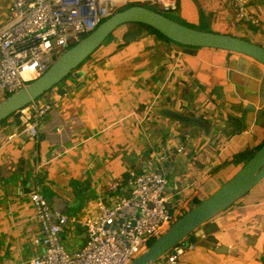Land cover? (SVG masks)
<instances>
[{"label": "crops", "instance_id": "crops-1", "mask_svg": "<svg viewBox=\"0 0 264 264\" xmlns=\"http://www.w3.org/2000/svg\"><path fill=\"white\" fill-rule=\"evenodd\" d=\"M231 1L175 0L174 8L179 3L177 12L183 20L197 22L204 15L213 17L220 21L215 33L238 37L244 31L249 41L264 47L263 0L250 4L255 24L238 20ZM9 10L10 0H0V26ZM131 29L130 25L120 27L111 42L100 46L80 66L82 76L68 78L65 95H55V104L39 126L37 139L29 135L10 138L20 125L0 123V264H22L44 252L43 245L34 242L42 232L29 189L50 198L53 210L77 217L84 215L89 203L98 197L108 202L118 197V190L110 192L108 188L125 178L128 171L143 172L157 164L165 171L168 193L181 178L188 184L197 181L192 204L222 186L214 171L224 168L228 173L233 166H225L227 159L263 143L264 126L243 123L231 106L214 99V95H220V85L226 82L225 67L260 79L264 78V66L222 50L201 49L196 58L184 55L173 43L144 29L141 37L125 42L126 36L139 30ZM230 102L237 101L231 98ZM156 106L220 124L218 130L228 135L230 149L212 169L207 163L192 167L201 132L149 112ZM181 145L184 151L179 153L177 146ZM166 148L174 152L157 162L159 156H165ZM239 168L235 167L228 179ZM261 185L264 180L255 189L258 194L245 196L197 230L195 249L180 256L178 264H264ZM68 230L74 232L77 248L85 244V231L78 226L66 228L62 241L68 239Z\"/></svg>", "mask_w": 264, "mask_h": 264}, {"label": "built area", "instance_id": "built-area-1", "mask_svg": "<svg viewBox=\"0 0 264 264\" xmlns=\"http://www.w3.org/2000/svg\"><path fill=\"white\" fill-rule=\"evenodd\" d=\"M147 1H155L166 12L175 4V0H10L8 16L0 26V97L6 98L40 78L59 55L93 32L116 9ZM256 1L233 0L236 18L257 23L249 12L250 4ZM52 107L45 97L32 101L21 110L20 130L10 138L29 135L37 139L38 128ZM157 108L151 107L149 112L155 114ZM229 141L225 135L208 146L212 154L206 151L208 147L196 153L194 166L207 163L215 167L230 149ZM183 151L182 145L177 146V152ZM173 152L166 148L165 156H159L157 162ZM197 187V181L188 184L181 178L168 193V181L157 164L143 172L130 170L108 188L110 192L118 190V197L109 202L102 196L96 198L80 217L53 210L44 194L32 190L28 197L42 232L34 242L43 245L44 252L22 264H131L148 240L159 238L178 219L194 199ZM69 226H79L86 234L85 244L70 252L62 243ZM194 249V244L183 241L153 264H178L180 256Z\"/></svg>", "mask_w": 264, "mask_h": 264}, {"label": "water", "instance_id": "water-1", "mask_svg": "<svg viewBox=\"0 0 264 264\" xmlns=\"http://www.w3.org/2000/svg\"><path fill=\"white\" fill-rule=\"evenodd\" d=\"M126 24H141L156 30L184 55L196 58L201 49L222 50L248 57L264 66V47L261 45L229 34L197 30L146 7L132 5L115 12L93 32L62 53L40 78L0 101V123L6 121L18 126L22 121L21 110L40 97L47 98L49 103L54 105L55 95L64 96L66 93L65 79L71 75L75 78L82 76L83 72L78 71L80 66L115 30ZM142 31L137 30L129 34L124 41H135L142 36ZM225 69L226 82L220 85V95H214V99L231 106L243 123L264 126V78H255L234 68ZM231 98L237 102H230ZM154 112L180 126L201 132L196 153L203 151L215 140L225 137V134L218 130L220 124L214 125L208 118L183 113L167 106L158 107ZM201 165L199 164V167ZM191 166H194L193 162ZM208 168L212 169V166ZM263 180L264 145L225 184L176 220L167 232L157 238L151 247L131 264H153L183 241L195 243L199 237L197 230L235 205ZM24 183L26 184L20 182V185ZM31 191L29 189V192ZM47 202L50 205V198H47Z\"/></svg>", "mask_w": 264, "mask_h": 264}, {"label": "rangeland", "instance_id": "rangeland-1", "mask_svg": "<svg viewBox=\"0 0 264 264\" xmlns=\"http://www.w3.org/2000/svg\"><path fill=\"white\" fill-rule=\"evenodd\" d=\"M140 4V3H139ZM158 4V3H157ZM146 5H148V6H154V7H156V9H157V11H159L160 13H162L163 15H167V16H169L170 18H172V19H174V20H176L177 22H179V23H181V24H183V25H186V26H190V27H192V28H196V29H200L201 31H209V32H213V33H215L218 29V26H219V24H220V21L219 20H217V19H215V18H213V17H208V16H202L201 18H200V21H197V22H189V21H187V20H183L182 19V16H180V13L179 12H177V11H172V12H166V11H163V9L160 7V5L159 6H156V2H152V1H148V2H146ZM128 6H130V5H128ZM119 11H122V10H120V8H118V9H116V12H119ZM234 18H235V15H234ZM235 20H237L236 18H235ZM126 25H130V26H132L133 24H126ZM125 26V25H124ZM188 26V27H189ZM132 27H134V26H132ZM137 31V30H136ZM119 33V29H117V30H115L114 31V33L113 34H111L106 40H105V42L103 43V44H105V43H107V42H111L110 40L111 39H113V37H115V36H117V34ZM121 33V32H120ZM239 38H243V39H247V40H249L248 39V35H246L245 34V32L244 31H241L240 32V34H239V36H238ZM102 44V45H103ZM259 44V43H258ZM73 46V45H72ZM71 46V47H72ZM70 47V48H71ZM59 57H60V55H59ZM58 57V58H59ZM57 58V59H58ZM68 78V77H67ZM67 78L65 79L66 81H67ZM0 101H2V100H0ZM184 128H186V127H184ZM186 137V136H185ZM184 137V146L186 145V138ZM248 149H252V148H248ZM206 151H208L209 153H213V150L212 149H210L209 147L206 149ZM221 169V170H220ZM219 170H215L214 171V173H217L218 174V179H219V183H222V185L223 184H225L229 179H228V174L231 172V171H233V170H235V167H230V169H228V173H226L225 171H224V168H220ZM161 171H162V173L164 174L165 173V171L163 172V170L162 169H160ZM165 177H166V175H165ZM228 179V180H227ZM264 187V185H261L260 187H259V189L258 190H262V188ZM257 187H255L252 191H250L247 195L248 196H255L254 194H258L257 193V189H256ZM256 189V190H255ZM256 191V193H254ZM252 192V193H251ZM246 195V196H247ZM237 203H239V201L237 202ZM196 204L195 203H192V204H189L188 205V207L185 209V210H183L182 212H181V214L179 215V217H178V219L181 217V216H183L186 212H188V210L189 209H191V208H193L194 206H195ZM82 215V214H81ZM80 215V216H81ZM80 216H78L77 215V217H80ZM177 219V220H178ZM171 227V226H170ZM169 227V228H170ZM169 228H166V229H164L163 230V234L165 233V232H167V230L169 229ZM66 234H67V237H68V239H66V240H63L62 241V243H63V245H64V247H65V249L67 250V251H73V250H76L77 249V247H76V239H75V235H74V232L72 231V230H68L67 232H66ZM156 239L157 238H153V239H151V240H148L146 243H145V248L141 251V253L140 254H138L135 258H137L138 256H140L141 254H143L145 251H147L150 247H151V245L156 241ZM134 258V259H135ZM133 259V260H134Z\"/></svg>", "mask_w": 264, "mask_h": 264}, {"label": "trees", "instance_id": "trees-1", "mask_svg": "<svg viewBox=\"0 0 264 264\" xmlns=\"http://www.w3.org/2000/svg\"><path fill=\"white\" fill-rule=\"evenodd\" d=\"M148 2V1H147ZM150 2V1H149ZM152 2H155V1H152ZM136 5H140V6H143V7H146V8H148V9H151V10H153V11H156V12H158V13H160L159 11H157V9H156V7H154V6H148V5H146V2H144V3H137ZM231 5H233V0L231 1ZM130 6H132V5H130ZM130 6H124V7H121L120 8V10H124V9H126V8H128V7H130ZM156 6H159V4H157L156 3ZM172 10H174V11H178L179 10V3L177 4V8H176V10H175V8L174 9H172ZM162 14V13H161ZM166 17H168V18H170L169 16H167V15H165ZM170 19H172V18H170ZM172 20H174V19H172ZM174 21H176V20H174ZM177 22V21H176ZM132 26H134V27H132V29H131V31H135L136 29H139V30H147L149 33H152V34H155V35H157L158 37H160V38H162V39H164L165 41H167V42H170V40L169 39H167L166 37H164L162 34H160L159 32H157L156 30H154V29H152V28H150V27H147V26H144V25H141V24H133ZM136 27V28H135ZM241 39H243V38H241ZM245 40H247V39H245ZM249 41V40H248ZM231 120V119H230ZM236 124V123H235ZM239 124V123H238ZM237 125V124H236ZM264 145V141H263V143L259 146V147H257V148H253V149H245V150H243V151H241V152H239L237 155H235V156H232L230 159H227L225 162H224V164H225V166H228V165H232L233 167L235 166V167H242L251 157H253V155L255 154V152H257L262 146ZM223 165V164H222ZM239 168V169H240ZM201 201L200 200H196L194 203L197 205V204H199ZM190 210V209H189Z\"/></svg>", "mask_w": 264, "mask_h": 264}]
</instances>
